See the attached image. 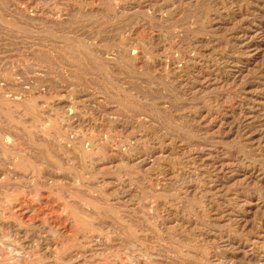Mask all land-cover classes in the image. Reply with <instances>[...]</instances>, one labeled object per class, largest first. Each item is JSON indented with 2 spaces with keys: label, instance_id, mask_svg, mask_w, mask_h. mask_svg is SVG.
I'll use <instances>...</instances> for the list:
<instances>
[{
  "label": "rangeland",
  "instance_id": "374dc122",
  "mask_svg": "<svg viewBox=\"0 0 264 264\" xmlns=\"http://www.w3.org/2000/svg\"><path fill=\"white\" fill-rule=\"evenodd\" d=\"M0 180V264H264V0H0Z\"/></svg>",
  "mask_w": 264,
  "mask_h": 264
},
{
  "label": "bare ground",
  "instance_id": "6f19581e",
  "mask_svg": "<svg viewBox=\"0 0 264 264\" xmlns=\"http://www.w3.org/2000/svg\"><path fill=\"white\" fill-rule=\"evenodd\" d=\"M10 125V124H9ZM41 125V124H40ZM15 126V125H14ZM46 126V125H45ZM41 127V126H40ZM3 128V127H2ZM16 128V127H15ZM5 129V128H4ZM37 129V128H36ZM36 129H35V131H36ZM38 129H40V128H38ZM44 129V128H43ZM12 131H13V128L11 129ZM10 130V131H11ZM5 131H6V129H5ZM7 131H9V130H7ZM46 131H47V128H46ZM2 132H3V130H2ZM17 132V131H16ZM3 133H5V132H3ZM39 133V132H38ZM42 133V132H41ZM40 133V134H41ZM13 136V135H12ZM41 136H43V135H41ZM45 136V135H44ZM48 136V135H47ZM46 136V137H47ZM69 136H71L70 134H69ZM74 136V135H73ZM6 137H7V135H6ZM38 137H39V134H38ZM40 138V137H39ZM43 138V137H42ZM58 139V138H57ZM48 140V139H47ZM6 143V142H5ZM2 145V144H1ZM6 146V145H5ZM5 148V147H4ZM3 147H2V149H4ZM13 148H15V147H13ZM8 150V149H7ZM4 151V150H3ZM5 152V151H4ZM3 152V153H4ZM11 160H12V158H11ZM15 162V161H14ZM15 166V165H14ZM6 176V175H5ZM1 181V180H0ZM36 189V188H35ZM37 190V189H36ZM39 192V191H38ZM38 192H36V194L38 193ZM14 204V203H13ZM16 204V203H15ZM51 206V205H50ZM11 207H13V206H11ZM16 207V206H15ZM15 210V209H14ZM29 210V209H28ZM11 212V211H10ZM9 213V212H8ZM12 213V212H11ZM10 215V214H9ZM14 216H16V215H14ZM8 217V216H7ZM13 217V216H12ZM21 217V216H20ZM22 218V217H21ZM15 219V218H14ZM14 219H12V220H14ZM16 220H18V219H16ZM15 221V220H14ZM20 223V222H19ZM1 227V226H0ZM57 229V228H56ZM14 232V231H13ZM58 232V231H57ZM73 233V232H72ZM14 235V234H13ZM12 235V236H13ZM17 235V234H16ZM67 235V234H66ZM70 236V235H69ZM9 237V236H8Z\"/></svg>",
  "mask_w": 264,
  "mask_h": 264
}]
</instances>
